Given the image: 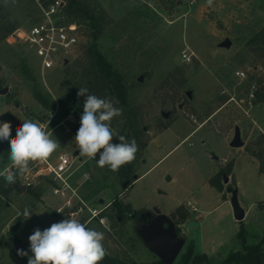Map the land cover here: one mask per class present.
Instances as JSON below:
<instances>
[{
	"label": "rangeland",
	"instance_id": "obj_1",
	"mask_svg": "<svg viewBox=\"0 0 264 264\" xmlns=\"http://www.w3.org/2000/svg\"><path fill=\"white\" fill-rule=\"evenodd\" d=\"M40 1L0 0V24L12 28L0 40V91L6 90L0 96V122L11 127L42 124L60 142L48 158L54 162L59 153L73 156L79 151L74 138L80 121L72 115L60 118L57 106L48 115L33 93L56 103L89 40L78 26L77 54L65 66L41 75L35 57L20 41L21 31L38 19ZM82 1L95 3L107 21L96 48L118 73L128 111L132 109L133 121L144 133L145 147L133 174L138 179L122 191L115 172L96 164L97 155L75 167L70 186L76 196L63 207L64 199L53 195L49 179L37 177L21 191L5 186L0 177V264H27L28 257L17 251L31 255L28 237L66 218L104 232L106 257L124 264H178L191 245L194 254L217 264L239 250L234 238L240 227L247 232L248 245L257 243L264 235V173L244 149L264 150V45L252 40L264 29V0ZM224 41L229 42L226 48L221 47ZM182 53L190 56L189 62L181 61ZM237 71L244 74L242 80L235 77ZM123 122L115 117L111 127L119 132ZM235 129L239 148L229 146ZM8 151L9 143L0 141L5 163ZM219 170L228 174L226 183L223 175L217 179L221 191L209 183ZM231 191L245 212L240 222L233 218ZM117 195L129 208L126 214L114 208ZM87 208L101 209L100 220L90 218ZM25 209L32 213L28 219L22 215ZM146 213L174 224L183 241L175 259L161 261L145 247L140 232Z\"/></svg>",
	"mask_w": 264,
	"mask_h": 264
},
{
	"label": "clouds",
	"instance_id": "obj_2",
	"mask_svg": "<svg viewBox=\"0 0 264 264\" xmlns=\"http://www.w3.org/2000/svg\"><path fill=\"white\" fill-rule=\"evenodd\" d=\"M14 4L16 0H11ZM8 0H5V4ZM211 4L212 0H208ZM78 97H85L80 127L75 135L76 147L82 157L96 160V164L116 172L125 164L131 163L138 152V145L133 138L129 141L111 127V121L123 113L116 107V101L108 95L103 98L91 94L87 87H79ZM119 143H112L113 139ZM0 141L9 143L5 155L0 153V177L5 186L15 184L29 169L30 162L45 161L60 147L52 133L45 131L38 123L24 122L16 128V135L11 136V123L0 122ZM24 219L32 213L25 209ZM31 255L28 251L18 250L17 255L28 257L27 264H100L106 256L104 247L105 234L89 227L76 218H66L53 223L41 231L35 229L28 237Z\"/></svg>",
	"mask_w": 264,
	"mask_h": 264
},
{
	"label": "trees",
	"instance_id": "obj_3",
	"mask_svg": "<svg viewBox=\"0 0 264 264\" xmlns=\"http://www.w3.org/2000/svg\"><path fill=\"white\" fill-rule=\"evenodd\" d=\"M42 1V0H41ZM44 1V0H43ZM50 1V0H45ZM63 9L68 20L76 23L79 27L85 28L89 44L83 49V56L81 60L76 61L74 70L69 74V80H67V89L63 95H61L56 103L48 102L45 100L37 91H34L33 97L39 104L48 111V115L54 112L56 106L62 110L60 118H65L67 115L76 116L80 121V116L83 112V103L85 97H78L77 92L79 87L85 84L91 94H95L101 98L108 95L114 99L116 107L122 108L123 113L121 119L124 120L123 128L119 131L120 135L125 136L129 141L133 138L136 140L138 145V152L136 153L135 159L128 164H125L115 172L117 182L122 187L124 182H128L127 187L131 184L132 176L135 171V166L139 160L140 154L145 147L143 139V131L136 127V123L133 121L135 115L132 109L128 111L127 94L126 88L121 83V79L113 68L111 63L97 50L96 42L100 35L103 33L107 21L103 16L102 12L96 7V4H90L87 1L82 0H62ZM12 28L2 26L0 24V40L4 39ZM252 40L257 43L264 45V29L257 32ZM78 82H77V81ZM76 81V82H75ZM11 127V133L16 135V128L19 126L17 123H13ZM262 137V136H261ZM264 140V138H261ZM262 142V141H260ZM257 142L256 145H260ZM112 143H119V140L114 138ZM245 152L251 157L255 158L258 163V170L264 173V150L259 149L250 150L249 146L245 147ZM226 177L228 174L219 170L210 180L209 183L214 186L217 190L221 191V187L218 183L223 176ZM17 186L18 184H12ZM123 188V190L127 189ZM18 189H20L18 187ZM116 200L113 203L116 211L122 214L128 212V207L123 205L120 201ZM247 232L244 228L240 227L236 234L234 241H238L239 250L230 251L224 257V259L217 264H264V235L257 243L248 245L247 244ZM100 264H124L115 258L106 257L100 262ZM129 264H137L130 262ZM156 264V263H147ZM178 264H214L211 259L204 254L196 255L193 253V246H189L185 249L184 253L180 255Z\"/></svg>",
	"mask_w": 264,
	"mask_h": 264
},
{
	"label": "built area",
	"instance_id": "obj_4",
	"mask_svg": "<svg viewBox=\"0 0 264 264\" xmlns=\"http://www.w3.org/2000/svg\"><path fill=\"white\" fill-rule=\"evenodd\" d=\"M37 6L38 19L27 29L21 31L20 41L33 54L39 73L43 75L49 70L65 66L77 54L81 47V33L78 25L68 20L62 0L47 2L42 0ZM181 61L189 62L190 56L182 53ZM234 75L240 80L244 78V74L240 71L235 72ZM40 126L44 128L42 124ZM93 161L95 160L92 158H83L79 151L73 156L59 153L55 156L54 162L47 159L37 161L33 166L29 164L28 171L20 177L18 187L23 186L24 189L31 187L33 180L37 177L49 179L54 184L53 195L64 199L63 207H69V197L76 196L70 186L75 167L83 162ZM86 210L90 218H98L101 212V209L87 208Z\"/></svg>",
	"mask_w": 264,
	"mask_h": 264
},
{
	"label": "water",
	"instance_id": "obj_5",
	"mask_svg": "<svg viewBox=\"0 0 264 264\" xmlns=\"http://www.w3.org/2000/svg\"><path fill=\"white\" fill-rule=\"evenodd\" d=\"M229 42L224 41L221 44V47H228ZM141 79L138 78V81ZM6 90L0 91V95L4 96ZM186 97H189V94H186ZM165 114H162V117L165 118ZM229 146L233 148H239L242 146V143L238 138V130L235 129L234 137L229 143ZM138 177L136 175L132 176V181H136ZM223 182H227V178H223ZM128 182L122 184V188H126ZM21 190H25L23 186L20 187ZM230 197V206L232 209L233 218L235 221L240 222L244 218V211L239 207L236 195L234 191H231ZM102 200L98 201V204H101ZM146 221L143 227V231L140 232V235L143 239L145 247L159 260L161 261H170L175 259L182 247L183 241L177 238L175 226L172 221L162 215H155L154 217H148L146 213Z\"/></svg>",
	"mask_w": 264,
	"mask_h": 264
},
{
	"label": "crops",
	"instance_id": "obj_6",
	"mask_svg": "<svg viewBox=\"0 0 264 264\" xmlns=\"http://www.w3.org/2000/svg\"><path fill=\"white\" fill-rule=\"evenodd\" d=\"M20 188V187H19ZM20 190H21V188H20ZM22 191V190H21ZM192 210H194V208L192 207ZM244 215H245V212H244Z\"/></svg>",
	"mask_w": 264,
	"mask_h": 264
}]
</instances>
